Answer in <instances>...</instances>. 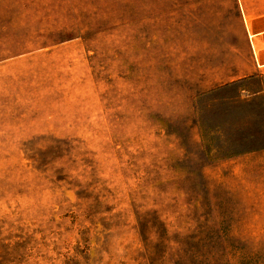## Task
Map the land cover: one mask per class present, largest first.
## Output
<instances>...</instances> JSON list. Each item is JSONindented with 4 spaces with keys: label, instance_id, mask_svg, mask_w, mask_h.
<instances>
[{
    "label": "rangeland",
    "instance_id": "1",
    "mask_svg": "<svg viewBox=\"0 0 264 264\" xmlns=\"http://www.w3.org/2000/svg\"><path fill=\"white\" fill-rule=\"evenodd\" d=\"M258 31L264 0H0V264H264Z\"/></svg>",
    "mask_w": 264,
    "mask_h": 264
},
{
    "label": "crops",
    "instance_id": "2",
    "mask_svg": "<svg viewBox=\"0 0 264 264\" xmlns=\"http://www.w3.org/2000/svg\"><path fill=\"white\" fill-rule=\"evenodd\" d=\"M254 37L258 38V40H260V39L264 40V31L263 32H260V31L256 32L254 34ZM252 42L254 44V40ZM253 46H254V52H255L256 58L258 60V65L260 66L259 71L262 73L261 75H264V48H263V50H261V55L259 56L260 53H258L256 46L255 45H253Z\"/></svg>",
    "mask_w": 264,
    "mask_h": 264
},
{
    "label": "trees",
    "instance_id": "3",
    "mask_svg": "<svg viewBox=\"0 0 264 264\" xmlns=\"http://www.w3.org/2000/svg\"><path fill=\"white\" fill-rule=\"evenodd\" d=\"M261 76V78H262V80H263V82H264V77L262 76V75H260ZM255 78H257V76L255 77V76H251V77H246L244 80L246 81V80H249V79H255ZM259 93V92H258Z\"/></svg>",
    "mask_w": 264,
    "mask_h": 264
}]
</instances>
